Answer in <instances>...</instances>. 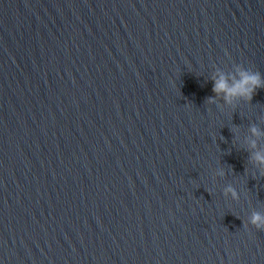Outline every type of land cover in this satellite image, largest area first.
<instances>
[{
	"label": "water",
	"instance_id": "obj_1",
	"mask_svg": "<svg viewBox=\"0 0 264 264\" xmlns=\"http://www.w3.org/2000/svg\"><path fill=\"white\" fill-rule=\"evenodd\" d=\"M237 66L264 0H0V264H264V85L208 100Z\"/></svg>",
	"mask_w": 264,
	"mask_h": 264
},
{
	"label": "clouds",
	"instance_id": "obj_2",
	"mask_svg": "<svg viewBox=\"0 0 264 264\" xmlns=\"http://www.w3.org/2000/svg\"><path fill=\"white\" fill-rule=\"evenodd\" d=\"M264 85V79L261 78L258 72H251L248 69L237 66V71L235 75H225L220 73L219 75L213 77V87L212 90L216 93V96L209 97L210 103H215L217 97L223 94L222 99L225 103L231 104L234 97H243L246 99H251L252 93L256 88ZM254 136H258L264 133L256 127L252 126L250 129ZM252 145L255 146V140L251 141ZM254 159L264 164V152L254 153ZM223 175V172L220 173ZM232 195L235 197L237 195L235 189L229 188ZM257 229H264V214L259 212H254L249 221Z\"/></svg>",
	"mask_w": 264,
	"mask_h": 264
}]
</instances>
